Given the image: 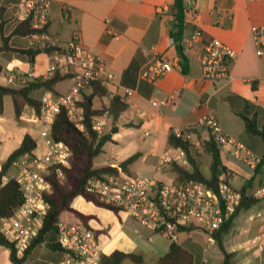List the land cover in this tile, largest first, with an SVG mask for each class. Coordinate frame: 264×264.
<instances>
[{
  "label": "crops",
  "instance_id": "1",
  "mask_svg": "<svg viewBox=\"0 0 264 264\" xmlns=\"http://www.w3.org/2000/svg\"><path fill=\"white\" fill-rule=\"evenodd\" d=\"M15 1L0 0V6ZM174 1L50 0L47 35L54 46L63 48L77 38L91 53L104 60L107 71L113 75L112 83L104 84L108 95L96 99L95 107L98 108L96 105L99 104L108 106L115 95H119L128 105L115 121L108 112L105 122H111L112 126L105 128L104 134L110 133L112 141L104 145L100 155L108 153L111 158L96 167L100 155L97 156L93 161L96 169L117 166L139 154L125 174L155 177L160 182L175 181L176 174L172 172L171 164L166 165L161 172L156 170L159 157L169 148L170 130L174 127L195 126L206 115L215 118L225 135L264 159V59L257 56L253 37L254 28L264 26V0H184L186 26L182 44L188 58L186 75L182 73L176 47L170 42L173 21L171 8ZM197 29L202 32V37L191 44V35ZM212 40H219L235 53L230 65L233 77L230 82L212 84L202 77L201 55L205 45ZM17 43L32 46L29 38L17 40ZM153 53L166 57L174 65V69L156 85L140 78L141 71L148 65ZM133 61L137 62L139 69L133 76L125 78L123 83L125 71ZM0 62L4 68L0 75L4 76V82L0 81L2 86H10L6 79L11 70L32 73L33 80L50 76V60L46 53L39 54L34 65L18 59L7 61L1 58ZM72 86L73 80L68 79L59 82L55 91L57 94H65ZM126 89L133 90V95L127 97ZM45 92L49 91L35 90L31 96L41 101ZM163 101H167V104L162 105ZM153 102L158 105L154 106ZM241 114L255 121L257 134L247 132ZM36 117L35 110L25 106L20 120H16L12 98L4 96L0 99V169L11 153L19 148L26 135L34 139L37 148L40 146L44 150L39 156L36 148L33 152L35 157L40 158L46 153L47 147L40 136V124ZM207 139L209 136L205 130L198 131L191 138L202 143ZM222 159L226 167L237 173V177L231 181L232 186L241 190L254 171L231 156H222ZM261 173L264 177V166ZM15 174L14 166L8 178ZM209 174L205 176L209 177ZM258 183L264 187L263 179ZM79 198L82 200L76 209L93 216L86 227L97 232L103 254L110 255L118 250L140 255L142 264L146 263V259L156 264L168 252L172 242L163 235L140 225L121 212L115 214ZM242 211L249 212V218L238 226L237 218ZM242 211L230 230L239 231L243 236L241 245L236 247L232 244L233 249H227L224 236L225 248L233 255L234 264H264V246L260 245V239L264 236V198L259 199L250 209ZM74 222L80 221L76 218ZM195 232L201 231L179 233L176 243L193 254L194 264H221V258L215 250L214 236L212 242L208 236L205 244L194 237ZM183 234L185 238H181ZM202 244H205L204 247ZM1 253L0 264H13L8 249L2 247ZM130 263L133 262L126 260L122 264ZM25 264H32L31 256Z\"/></svg>",
  "mask_w": 264,
  "mask_h": 264
},
{
  "label": "built area",
  "instance_id": "2",
  "mask_svg": "<svg viewBox=\"0 0 264 264\" xmlns=\"http://www.w3.org/2000/svg\"><path fill=\"white\" fill-rule=\"evenodd\" d=\"M50 7V0H17L14 16L18 22L30 20L35 30H43L49 23ZM201 37L202 32L195 30L190 43H196ZM253 37L256 54L264 59V26L254 28ZM29 39L32 46L55 47L46 33L33 34ZM170 42L173 43L172 38ZM234 58L235 53L219 40L208 42L201 55L203 79L212 84L232 81L230 65ZM49 60V75L56 71L69 74L72 76L73 86L65 94H43L41 112L36 121L40 124L39 133L45 141L46 153L40 158H23L15 164L16 174L12 178L20 185L24 202L13 217L1 219L0 226L5 236L14 244L18 259L23 257L31 241L39 233L43 219L50 209L45 200V194L52 191L46 179L50 168L55 165L68 167L71 164L72 154L68 147L52 138L56 115L64 109L70 120H78L81 110L77 103L81 100L82 92L94 83L110 84L113 80L104 60L91 53L77 38L51 53ZM173 69L174 65L169 59L153 53L152 59L141 71L140 78L156 85ZM32 80V73L11 70L6 82L10 86H23ZM133 93L131 89L125 90L127 97ZM166 104L167 101L162 102V105ZM153 105L157 106L158 103L153 102ZM108 114L106 111L103 117L95 120L94 128L99 136L104 134L105 118ZM193 130L207 131L209 138L211 136L219 146L223 157L231 156L252 172L262 160L242 143L225 135L211 115L202 117L195 126L174 127L170 130V135L192 141L194 149L203 154L204 144L191 140L195 134ZM172 163L188 165L186 152L183 149L167 148L159 157L156 170L161 172L166 165ZM236 177L237 173L226 167L219 176L217 191H213L199 182H160L155 177H133L119 172L91 179L87 183L86 193L98 198L106 206L117 208L119 212L171 242L178 241L182 227L198 229L206 233L212 242L213 234L231 219L242 203L240 190L231 184ZM253 197L264 198V187L256 190ZM58 244L63 252L59 264H100L103 250L99 237L82 222L66 225L60 221ZM260 245L264 246V236L260 239ZM1 249L0 246V257Z\"/></svg>",
  "mask_w": 264,
  "mask_h": 264
},
{
  "label": "trees",
  "instance_id": "3",
  "mask_svg": "<svg viewBox=\"0 0 264 264\" xmlns=\"http://www.w3.org/2000/svg\"><path fill=\"white\" fill-rule=\"evenodd\" d=\"M17 2H6L0 6V59L7 61L18 59L34 65L36 57L41 53L50 55L58 47L40 48L38 46H28L18 44L17 40L27 39L36 33L48 32V25L43 30H35L30 20L18 22L14 16L15 4ZM11 6V7H10ZM185 2L184 0H175L171 8L173 17L171 27V38L180 58V66L183 74H188V58L184 53L182 44V35L186 26L185 22ZM137 62L133 61L124 74L125 78L131 77L138 71ZM4 68L0 62V75ZM72 79L69 74H61L60 71L52 73L49 77H38L23 86H2L0 85V99L4 96H10L14 104V112L16 120H20L25 106L35 110L36 115H40L41 101L34 99L31 93L35 90L42 89L57 95L55 86L62 81ZM134 86V85H133ZM108 95V90L103 82L92 84L85 92H82L81 100L77 103L81 110V115L76 121L69 119L66 111L61 109L56 115L53 127L52 138L55 142H63L71 152L70 166L55 165L50 168L47 181L52 187V191L45 194V200L50 205L47 215L43 219L42 227L37 236L31 241L22 258L16 257L14 244L5 236L0 226V246L10 251V260L13 264H25L27 259L40 246L47 248L52 254V259L59 262L63 258V252L58 244V224L61 216L65 212L72 213L85 226L93 216L85 215L80 211L71 207V203L77 198L82 197L85 201L94 205L106 208L115 214L119 213L117 208L102 204L98 198L86 193L88 181L94 178H102L105 175L119 174V172L128 173L129 166L132 165L139 157L135 154L117 166H108L96 169L93 161L103 152L106 143L112 141L110 133L98 135L94 128L97 118L103 117L105 111L108 110L113 121L117 120L128 105L119 96L115 95L110 99L108 106L103 105L100 108L95 107V100L102 99ZM233 103V99H229ZM246 130L248 133L257 134L256 123L250 120L244 114H241ZM198 133L197 130H193ZM206 154L210 158L209 177L203 173L200 154L194 149L192 141L185 138H176L169 135L168 145L174 149H183L187 155L188 168L177 163L171 164V170L176 174V182H199L206 188L217 191L218 179L220 174L226 170L223 163L220 148L215 140L210 136L208 141H203ZM37 148V144L30 135H26L15 151L11 153L8 159L1 165L0 169V220L11 218L14 216L18 208L24 202V194L19 183L8 178L9 172L15 164L23 158H35L33 152ZM264 166L262 158L260 164L254 170L251 179L241 188L240 192L243 196L242 203L237 212L231 219L216 231L213 236L215 238V250L221 258V264H234L233 255L229 253L224 245V236L230 232L233 222L240 211L248 210L259 202V199L253 197L251 190L255 179L261 174ZM5 179H8L5 182ZM200 231L193 227H182L180 233ZM97 233V232H96ZM129 260L135 264H142L143 259L140 255L132 253H124L122 251H114L110 255L103 254L100 264H122ZM156 264H194V256L176 242H172L168 252L162 256Z\"/></svg>",
  "mask_w": 264,
  "mask_h": 264
},
{
  "label": "rangeland",
  "instance_id": "4",
  "mask_svg": "<svg viewBox=\"0 0 264 264\" xmlns=\"http://www.w3.org/2000/svg\"><path fill=\"white\" fill-rule=\"evenodd\" d=\"M0 81L4 82V76H0ZM97 102V101H96ZM98 106V108H100L102 106V104H99V105H96ZM111 122L108 124L105 122V126H104V130L105 128H109L111 127ZM206 138V137H205ZM44 153V150L42 147H38L37 148V154L40 156ZM99 159L96 160V167H99L101 165H103V162L104 160H109L108 158H111V156L106 153V155H100L99 157H97ZM200 160L202 162V167H203V171L204 173L207 175L209 174V168L208 166L210 165V158L206 155V154H200ZM105 163V162H104ZM184 167H189L188 165L184 166ZM134 176H136V174H133ZM262 175V173H261ZM260 175V176H261ZM139 177H143V176H140ZM262 179L264 180V177H260V178H256L255 181H254V184H253V193L260 189L261 187V183H258L259 180L262 181ZM251 193V194H253ZM81 198H76L72 203H71V207L76 209V207L81 203ZM77 210V209H76ZM249 218V212L247 211H242L238 218H237V225L240 226L243 222H245L246 219ZM63 223L67 224V225H70L71 223H75L74 221H76V217L70 213V212H65L61 219H60ZM194 237L201 240L203 243H207V240H208V235H206V233L204 232H195L193 233ZM186 235L183 234L181 236V238H185ZM241 236L239 231H236V230H232L230 233L226 234L225 235V245L227 247V249L229 250H232L233 249V246L234 244L236 245V247H239L241 244L240 240H241ZM235 242V243H234ZM205 244H202V246L204 247ZM233 244V246H232ZM4 251V249L2 250ZM208 254L211 253L210 252H207ZM207 253L205 252V254L207 255ZM52 254L50 253V251L43 247V246H40L38 247L34 252L33 254L31 255V261H32V264H58L59 262H56L52 259ZM2 259V258H1ZM146 263L145 264H151V260L150 259H146ZM130 264H133V263H130Z\"/></svg>",
  "mask_w": 264,
  "mask_h": 264
},
{
  "label": "water",
  "instance_id": "5",
  "mask_svg": "<svg viewBox=\"0 0 264 264\" xmlns=\"http://www.w3.org/2000/svg\"><path fill=\"white\" fill-rule=\"evenodd\" d=\"M214 238V237H213Z\"/></svg>",
  "mask_w": 264,
  "mask_h": 264
}]
</instances>
